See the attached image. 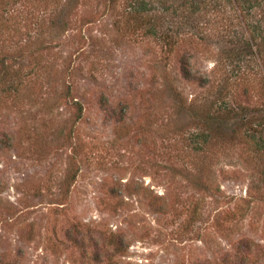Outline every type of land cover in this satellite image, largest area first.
<instances>
[{
	"label": "rangeland",
	"instance_id": "obj_1",
	"mask_svg": "<svg viewBox=\"0 0 264 264\" xmlns=\"http://www.w3.org/2000/svg\"><path fill=\"white\" fill-rule=\"evenodd\" d=\"M245 22L263 7L0 0V264H264L257 156L199 122L263 100L264 65L243 88L217 60Z\"/></svg>",
	"mask_w": 264,
	"mask_h": 264
},
{
	"label": "trees",
	"instance_id": "obj_2",
	"mask_svg": "<svg viewBox=\"0 0 264 264\" xmlns=\"http://www.w3.org/2000/svg\"><path fill=\"white\" fill-rule=\"evenodd\" d=\"M227 3L231 6L238 7L240 10H250L257 8V6H262L264 9V0H215V5H225ZM133 11L136 12L137 10ZM141 15L142 14L140 13L136 14V16ZM142 18H144V16H142ZM241 22H243V18L241 19ZM248 25L249 24L246 25V22L243 23L239 30L241 31V34L239 37H237V39L234 40V38H227L226 40H223L219 43L221 49L218 52L220 57L217 59L222 61L224 58L229 64L234 63L233 67H236L235 70L237 69V76L244 80L242 81L245 83L243 88H250L249 80H247L245 70L240 69L244 61L248 63V60H245V58H252L255 61L257 60L261 66L264 65V32L260 26L256 27L255 25H252L250 28ZM145 28L147 29L143 31L144 34H153L154 27ZM244 34H246V36H244ZM4 63V54H1L0 79H3L2 81L5 82V85L1 88V90L9 93L11 91L15 92V86L5 74L7 63L6 65ZM181 65L184 76L190 77L188 67L189 62L182 60ZM198 78L202 77L199 75ZM228 79V76L223 77L221 82L218 83L216 91L220 92L222 89H224ZM203 81H207V78ZM18 83H20V81L16 84ZM221 107L222 110L215 111L214 114L209 112V108L205 110V112L203 111L199 115L200 126L205 127L204 130L211 128L215 131V134L218 135H221L220 132L222 130H227L232 136L238 137L240 142H243L245 145H247V151L249 154L251 156H257L260 172L264 177V97L260 105L257 106H238L237 108H231L228 107L227 104H223ZM206 141L207 140L205 138H201L200 143ZM116 242L120 243L121 239H118ZM242 242L243 244H248V240Z\"/></svg>",
	"mask_w": 264,
	"mask_h": 264
}]
</instances>
